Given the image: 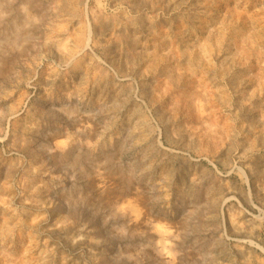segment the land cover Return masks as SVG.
<instances>
[{
	"label": "rangeland",
	"instance_id": "obj_1",
	"mask_svg": "<svg viewBox=\"0 0 264 264\" xmlns=\"http://www.w3.org/2000/svg\"><path fill=\"white\" fill-rule=\"evenodd\" d=\"M0 264H264V0H0Z\"/></svg>",
	"mask_w": 264,
	"mask_h": 264
}]
</instances>
